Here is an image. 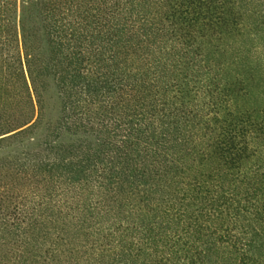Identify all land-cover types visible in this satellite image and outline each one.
I'll return each mask as SVG.
<instances>
[{"label":"trees","instance_id":"1","mask_svg":"<svg viewBox=\"0 0 264 264\" xmlns=\"http://www.w3.org/2000/svg\"><path fill=\"white\" fill-rule=\"evenodd\" d=\"M0 264H264V0H0Z\"/></svg>","mask_w":264,"mask_h":264}]
</instances>
